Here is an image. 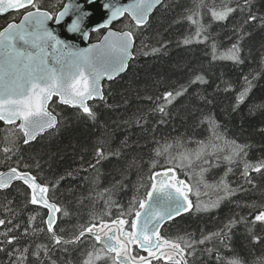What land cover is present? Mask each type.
I'll return each instance as SVG.
<instances>
[{
  "label": "trees",
  "instance_id": "16d2710c",
  "mask_svg": "<svg viewBox=\"0 0 264 264\" xmlns=\"http://www.w3.org/2000/svg\"><path fill=\"white\" fill-rule=\"evenodd\" d=\"M39 3L50 10L55 0ZM114 28L133 32L134 58L89 104L94 119L54 100L57 127L29 144L0 122V171L32 174L61 209L56 244L25 185L0 191V264H117L80 232L131 221L166 169L188 184L192 209L163 228L180 245L177 261L150 264H264V222L254 220L264 168L252 170L264 163V0H164L145 26Z\"/></svg>",
  "mask_w": 264,
  "mask_h": 264
},
{
  "label": "snow or ice",
  "instance_id": "6c2138e0",
  "mask_svg": "<svg viewBox=\"0 0 264 264\" xmlns=\"http://www.w3.org/2000/svg\"><path fill=\"white\" fill-rule=\"evenodd\" d=\"M158 2L159 0H134L132 4H120L117 0H106L103 8L108 10L110 15L100 27H107L114 18L126 12L135 20L137 26L143 25L153 4ZM38 4L39 0H0V13L7 9L25 10L19 23H9L0 30V120L8 123L20 121L19 128L24 133L25 143H28L29 139H34L38 132L56 126V116L46 107L53 95L58 96L62 103L78 107L89 118L94 119L95 113L89 108L87 101L103 99L100 80L105 77L112 79L113 73H118L126 67L133 42L131 32L121 33L119 41L114 42H110L109 37L116 34L109 33L101 44L74 48L67 40L54 34L49 22L63 25L68 33H77L87 39L89 32L86 21H89L92 15L87 6L94 5L95 0L66 4L55 16L42 10ZM231 11L233 9H227V12ZM69 16L73 17L71 22L65 23V18ZM218 18L223 19L224 14H220ZM249 19L255 20L256 17L250 16ZM171 95L170 92L165 93V99ZM242 96L243 93L241 98ZM160 110L163 111V108ZM97 156H102L100 149H97ZM261 168H264V163L253 167L252 170L260 172ZM173 171L167 169L163 173H153L144 197L134 202L138 204V209L135 210L131 221L120 219L111 222L119 224L123 239L118 238L115 232H112V235L105 233L103 239L101 235H95L97 242L102 243L109 252L115 253V258L120 264H128V258L122 256V253L128 251V245L131 243H139L141 248L154 255L153 249H159L161 246L160 223L192 207L186 195V191L190 189L186 186L182 188L185 182L178 180L174 174L168 175ZM5 175L9 181L19 179L33 189L32 204H42L52 212L60 210L56 204L45 199L44 194L48 189L37 184L35 177L28 173L21 174L12 168L7 174L0 173V187L6 186L3 180ZM36 190H39V198ZM129 215H132L131 209ZM254 220L264 222V211H260ZM4 223L5 221L0 220V225ZM46 223L48 232L53 233L55 243L60 244L61 238L53 232L54 219L51 215ZM125 225H129L131 231H125ZM98 227L107 228L108 225H91L81 231L80 236H84L85 232L93 233ZM153 237L156 238L155 241ZM13 239L15 237L10 238L8 243ZM76 239L78 240L79 236ZM164 243L169 242L165 240ZM199 243L204 241L201 240ZM172 247L182 251L179 244H173ZM132 260L135 264V258ZM139 261L140 264H150L143 256L139 257ZM230 264L242 262L237 258Z\"/></svg>",
  "mask_w": 264,
  "mask_h": 264
},
{
  "label": "water",
  "instance_id": "95a60500",
  "mask_svg": "<svg viewBox=\"0 0 264 264\" xmlns=\"http://www.w3.org/2000/svg\"><path fill=\"white\" fill-rule=\"evenodd\" d=\"M163 1H164V0H159L158 3H154V4H153V7H152L151 11L147 14V19H146L145 23H144L143 25H140L139 27L145 26V25L147 24V22H148L149 19H150V16H151V15L154 13V11H155V10H156V9L162 4ZM73 2L81 3V2H84V0H67L66 3H65V5H66V4H69V3H73ZM105 2H106V0H95V4H94V5L87 6V9L91 10V12H92V15H91L89 21H86V23L88 24L87 31L89 32V36H88L87 39L82 38V36H81L80 34H77V33H68V32H67V29H66L65 26H63V25H57V24H55V23L52 22V21L49 22V26H50V28L53 30L54 34H56V35H57L59 38H61V39H65V40H67V41L72 45V47H74V48H86V47H90V46L93 45V44H101V43L104 41V37H105V36H108L109 33H115V34H116V35H114V36H110V37H109V41H110V42L119 41V39L121 38V37H120V34H121V33H124V32H131V31H129V30H123V31L116 30V29L113 28V25H114L116 22L120 21L125 15H127V16H128V17H129L134 23H135V25H136V22H135L134 19H132L131 15H130L129 13L126 12V13H124L123 15L114 18V19L111 21V23H110L107 27H100V25H101L102 23H104V21L107 20L108 16L110 15V12H109L108 10H105V9L103 8V4H104ZM133 2H134V0H117V3H120V4H132ZM65 5H64V6H65ZM20 10H24V9H20ZM20 10L7 9V10H5L4 12L0 13V17H3V16H5V15L11 13V12L20 11ZM62 10H63V8H62L60 11H62ZM60 11H59V12H60ZM72 18H73V17H71V16L66 17V18H65V23H70ZM21 19H22V18H21ZM19 22H20V20H19L18 22H15V23H19ZM11 23H13V22H11ZM5 27H6V26H5ZM1 30H2V29H1ZM102 30H105L104 33L102 34V36L98 37V38H97L96 40H94V41H91L92 35L98 33L99 31H102ZM131 33H132V32H131ZM132 39H133V42H132L131 48L129 49L131 55H130V58L127 60L126 67H124V68H123L122 70H120L118 73H113V74H112V77H113L112 79H108L107 77H105V78H102V79L100 80V88H101V92H102L103 99H104V87H103V86H104V83H105V82H111V81L115 80L116 78H118L119 76H121L122 74H124V73L127 71V69H128V67H129V64H130L131 60L134 58L135 36H134L133 33H132ZM55 99H56L57 103L60 104V105H64V106L70 107V108H72V109H78V110L82 111V110L79 109L78 107H72V106H69V105H66V104L62 103L61 100H60V98H59L58 96L53 95V96L48 100L47 105H46L47 110H48L49 112H51L53 115H55V114H54V112H52L50 106H51L52 102H53ZM103 99H100V98L90 99V100L87 101V104H88V106H89V103H91V102H93V101H102ZM89 108H90V106H89ZM55 116H56V115H55ZM56 119H57V124H56L55 127H53V128H48V129H46V130L43 131V132H38V133L35 135V138H34V139H29V142L26 143V144H29V143L34 142V141H35L37 138H39L40 136H42V135H44L45 133H47V132H49V131L55 129V128L57 127V125H58V117H57V116H56ZM0 122L4 123V124L7 125V126L17 125V126H18V129L20 130V128H19L20 121H16L15 123H8V122H6V121H4V120H0ZM20 131H21V130H20ZM21 132H22V131H21ZM22 134H23L24 141H25L24 133L22 132ZM166 170H167V169H166ZM166 170H160V171H158V172L163 173V172H165ZM9 171H10V169H7V170L0 171V173L7 174V173H9ZM17 171H18L19 173H21V174H22V173H28V172H22V171H19L18 169H17ZM156 173H157V172H156ZM28 174H30V173H28ZM173 174L176 176V178H177L178 180L184 181L180 176L177 175V173H176L175 171L170 172L168 175H169V176H172ZM30 175L33 176L32 174H30ZM33 177H34V176H33ZM3 180H4V183H5L6 186H5V187H0V191L8 190L9 188L12 187V185H14V184H16V183H22L23 185H25V186L29 189L30 194H31V198H32V195H33V189L30 188L29 185L25 184L22 180L16 179V180H11V181H9L8 178H7V175H5V176L3 177ZM35 182H36L37 184L41 185V186H46V187H47L48 191H47L46 194H44L45 199L48 200L49 203L55 204V203L52 202V201L49 199V197H48L49 186H47V185H42L37 179H35ZM169 182H171V181H169ZM184 182H185V181H184ZM185 186L187 187V189H190L189 186H188V184H187L186 182H185V185H183V186H181V187L183 188V187H185ZM36 195H37V197L39 198V195H40L39 190H36ZM186 195H187V197H188V201L191 202V200H190V190H189V191H186ZM34 205L40 206V207L44 208V209L48 212L47 219H48L49 215H51V216L53 217V219H54L53 232H54V227H55V225H56V223H57L58 215H59L60 210H61L60 207L56 204V205L59 207L60 210H59L58 212H52L50 209L44 207L42 204H34ZM191 205H192V202H191ZM185 206L187 207V203L185 204ZM191 209H192V207H191L190 209H188L187 211H182L179 215H175L172 219H166V220L162 221V222L160 223V225H159V235H160V237H161L162 230H163V228L165 227V225H166L167 223H169V222L175 220L176 218H178L179 216H181V215H183V214H186V213L190 212ZM47 219H46V221H47ZM46 225H47V223H46ZM104 232H105V231H103V232H99L98 229L95 228L94 231H93V233H87V232H85V235H90V234H92V235L95 236L96 234H99V235H101V237H102V239H103L104 236H105V233H104ZM108 235H112V232H110ZM155 239H156V238L153 237V240H154V241H155ZM159 243H160L161 246L159 247V249H155V248H154V249H153V252H154V253H158L162 247H165V246H166V244L164 243V239H162V238L160 239ZM98 244H99V245H100L105 251L109 252L108 249H106V248L103 247L102 243L98 242ZM131 245H137L138 250H140V251H145V252L149 253V252L146 251L145 249L141 248L140 245H139V243H131ZM109 253H114V252H109ZM122 256H125V254L122 253ZM125 257L128 258V264H133V260H132V258H131L130 255H129V256H125ZM115 260H116L117 263L120 264V261H119L118 259L115 258ZM172 260L174 261L175 259L173 258ZM136 264H140V262H138V263H136Z\"/></svg>",
  "mask_w": 264,
  "mask_h": 264
},
{
  "label": "flooded vegetation",
  "instance_id": "af4514ba",
  "mask_svg": "<svg viewBox=\"0 0 264 264\" xmlns=\"http://www.w3.org/2000/svg\"><path fill=\"white\" fill-rule=\"evenodd\" d=\"M66 1L67 0H55V4L53 5V7H50V10L42 7L41 4H40L42 2H40L38 4V6L42 10H46V11L52 13L55 16L64 7ZM24 11L25 10L15 11V12H11V13L3 16V17H9L10 19L8 21H6L7 23H5L3 26L0 27V30L3 29L5 26H7L11 22H18L22 18L23 14H24ZM3 17H1V18H3ZM127 19H129V21H131L132 24L135 25V23L127 15H125L121 20L127 21ZM117 23H119V21L116 22L115 24H117ZM114 25H113V28H114ZM104 31L105 30L100 31L101 33L98 36L99 37L102 36ZM95 39H97V37ZM109 228H111V231H109ZM109 228L107 229V231H108L107 233L115 232L118 238L123 239V237L121 236V233L119 231V228H120L119 224L111 225ZM124 229H125V231H131V228H130L129 225H125ZM102 231H104V230H102ZM104 233H106V232H104ZM161 238L164 239V241L166 240L165 236L163 235V230H162V233H161ZM128 249H129V251H127L126 254H128V256L130 255L131 258H135L136 262L139 261V257H141V256L145 257V259H148V261L151 263L154 260H157V259H160V258L167 259V257H172V255H173L172 248H168V247H163L162 249H160V251L158 253H154V255H150L149 253H147L145 251L137 250L138 248H137L136 245L129 244L128 245Z\"/></svg>",
  "mask_w": 264,
  "mask_h": 264
}]
</instances>
